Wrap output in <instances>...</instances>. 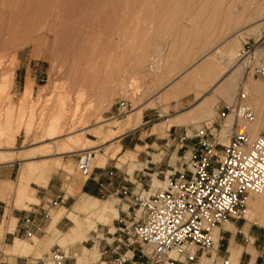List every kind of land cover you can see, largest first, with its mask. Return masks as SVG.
<instances>
[{
    "label": "rangeland",
    "instance_id": "rangeland-1",
    "mask_svg": "<svg viewBox=\"0 0 264 264\" xmlns=\"http://www.w3.org/2000/svg\"><path fill=\"white\" fill-rule=\"evenodd\" d=\"M263 33L264 0H0L3 45H0V81H4L0 90V120L7 106L19 105L27 86L31 87L28 103L33 114L30 133L21 129L12 149L2 145L1 151H14L16 156L12 163L0 164L12 170V180L0 183L6 184L0 186V197L8 206L31 207L32 220L42 218L41 224H34L31 236L25 234L19 241L14 239L12 245L24 244L26 248L17 253L4 245V221L0 222V249L22 255L20 264H48L46 256L55 245L69 253V264L71 256L81 254L83 248L90 255L88 251L97 243L96 233L102 236L104 232L106 237L117 221L109 218L106 225L98 223L87 241L62 242L61 238H66L64 235L74 226L66 241L77 237L88 223L87 212L79 206L91 196L73 195L75 180L85 179L76 169L77 154L84 146V150H92L93 173L101 171L103 166L109 168L106 172L109 178L99 181L104 188L97 183L99 192L91 197L100 205L112 203L118 210L122 200L111 185L114 179L123 184L121 179L125 174L143 169L147 185L151 180L162 182L163 175L179 165L177 157L184 154L179 141L167 137L176 136L184 128L191 130L204 119L202 115L196 125L181 123L170 128L166 121L202 102L221 77L199 88V95L193 87L176 99H169L173 91L177 93L176 85H169L191 70L205 53L215 49L222 56H230L242 40ZM215 61L224 72L230 70L217 58ZM249 80L264 85V76L244 77L243 81ZM240 87L241 84L236 89ZM165 98L169 100L162 102ZM58 99H66L69 107L78 106L77 128L69 136H78L81 141L77 149L74 144L65 147L76 149L71 153L62 150L67 135L53 140L52 145L43 141L44 126ZM124 102L126 107L122 108ZM215 103L216 110L218 102ZM143 106L141 124L130 130L133 114ZM262 106L264 122V103ZM261 131L264 133V128ZM125 134L129 143L122 148L120 139ZM29 161L46 174L38 178L40 172L36 171L24 182L36 201H17L20 170ZM111 170L113 175L109 173ZM49 182L62 189L65 201L53 205L56 198L63 199L57 196L45 198L39 205ZM69 195L73 197L66 199ZM69 213L77 216L76 224L68 219ZM249 218L251 213L245 217L243 213L225 226L230 222L264 225V218ZM12 219L15 218L11 217L8 224L11 230ZM241 227L242 224L236 228ZM54 229L60 233L57 237H51ZM223 235L217 248L208 253L199 252L187 264H223L226 259L232 264L236 256L227 249L228 238L226 233ZM96 252L100 259V250L96 248ZM91 264L104 263L97 260Z\"/></svg>",
    "mask_w": 264,
    "mask_h": 264
},
{
    "label": "built area",
    "instance_id": "built-area-1",
    "mask_svg": "<svg viewBox=\"0 0 264 264\" xmlns=\"http://www.w3.org/2000/svg\"><path fill=\"white\" fill-rule=\"evenodd\" d=\"M233 63L242 67L243 78L264 76V33L242 40ZM255 121L249 94L239 88L231 101H218L213 116L170 137L184 154L163 175V187L153 188L152 180L147 185L143 169L122 176L123 184L114 191L124 205L118 208L117 226L106 237L95 235L104 264H187L199 252L217 248L223 238L219 229L243 216L246 198L264 188V133L251 134ZM76 169L85 178L92 175V150L77 154ZM32 221L24 219L27 225ZM25 234L32 231L26 227ZM46 259L69 264V254L59 245Z\"/></svg>",
    "mask_w": 264,
    "mask_h": 264
},
{
    "label": "bare ground",
    "instance_id": "bare-ground-1",
    "mask_svg": "<svg viewBox=\"0 0 264 264\" xmlns=\"http://www.w3.org/2000/svg\"><path fill=\"white\" fill-rule=\"evenodd\" d=\"M0 45H2V43H0ZM217 52L218 51H215L214 49L212 51L205 53L201 57L199 62L193 65L191 70H187L184 73H182L176 80H174L169 85V87H173V85H176L177 93L175 94V92L173 91L169 98V99L172 98L176 99L185 95L187 93V90L193 87L197 88L195 93L196 95H199L200 94L199 88L205 87L207 86V84L213 83L216 79L221 77V80L212 87L211 94L203 98L202 102H200L196 106L197 109L195 111L191 110L186 114H182V115L179 114L180 115L179 118H175L174 120L168 122L167 124L168 128L173 122L182 121V119H185L192 113L194 114V112L196 111H199L201 116L199 120L194 122V124L199 123L203 115V107H204V112L207 113L208 116L210 114L211 115L215 114L214 109H212V107H209V109H207L208 104H210L211 101L216 100L215 99L216 96L226 97L228 101H231L232 97L234 96V95L232 96V93L235 90H237L236 89L237 86L241 84L242 87L240 88H243V90L249 94L250 101L256 113V121L250 126V132L254 136L259 132H261V130L264 128V122L261 120V111H262L261 107H263L262 105L264 103V85L256 82L255 80L254 81L249 80L247 83H244L242 67L238 64L233 63L234 55L236 51H234L230 56H222L220 55L221 53L218 54ZM214 54H216V56ZM215 58L220 60L224 66L230 67L229 68L230 70L224 72L220 68V66H218V64L216 63ZM153 62L154 61L151 60V63ZM153 66H155V64ZM3 87H4V81H0V90H2ZM30 93H31V87L27 86L24 92L22 93V97L20 99L19 105L17 107H15L14 105L7 106L3 110L2 119L0 120V164L12 163L16 156L14 151H1L2 145H5L4 147H8L12 149L11 147L15 144L16 138L21 132V129L23 130V128H25L27 134L30 133L32 129L33 114L32 111L30 110L31 107H29V103H30L29 98L31 95ZM169 99L165 98L164 100L161 99V101L164 102L165 100H169ZM145 106L139 108L133 114V123L129 127L130 130L136 128L140 123V117ZM77 111H78L77 105H75L74 107L72 106L69 107L66 102V99L65 101L64 99L57 100L55 110L52 112L51 117H49L46 125L44 126L45 129L43 133V137H44L43 141H48L46 145L48 144L52 145L53 140L67 135L68 136V140L66 141L67 144L62 145L63 153L74 152L77 149V147H79L78 145L79 142L81 141L80 138L78 136H74V137L69 136L70 134L75 133L74 131L77 128L76 126ZM42 119L43 118L40 117V121H42ZM2 139L5 140L4 143L2 142L3 144L1 143ZM68 144H74L76 149L74 148H73L74 150H68L70 148L65 149V147H68ZM46 149H48V147ZM84 149L85 146L83 147L82 150ZM36 171L40 172V175L37 176L38 178L41 177L43 174H46V172L41 170L40 167L35 166L31 161L25 162L24 166L21 168L18 178L19 181L18 186L16 187L17 201H22L23 199L30 202L35 201L32 195L33 192L31 188L25 185L24 182L27 180V178L30 175H32ZM44 180H46V178H44ZM152 187L155 188L163 187V182L152 180ZM263 195H264V188L261 191V193L253 196H248L246 198L244 217L248 213L249 206L247 207V199L250 197H257V196L261 197ZM88 201H91V203H89ZM79 207L81 210H85L87 212L88 223L81 230V233L77 237L73 238L69 242L63 241L64 244L87 241V239L91 237L90 232L96 230L95 228L96 225H98V223H102L106 225L108 224L109 218L112 219L116 218L118 213L117 209L113 206L112 203H107L106 205H100L97 199H92V198L88 199ZM68 218L73 223L75 224L77 223V216H75L73 213H70L68 215ZM217 230L218 229L215 230V233ZM51 234L52 237L54 236L57 237L60 233L56 230H51ZM96 248H97V243L94 249H92L91 251L87 250L88 253H90L91 257L93 258V261L97 259ZM25 249L26 248L24 247V244L17 243L14 246V251L22 252L25 251ZM82 251H85V249L83 248Z\"/></svg>",
    "mask_w": 264,
    "mask_h": 264
},
{
    "label": "crops",
    "instance_id": "crops-1",
    "mask_svg": "<svg viewBox=\"0 0 264 264\" xmlns=\"http://www.w3.org/2000/svg\"><path fill=\"white\" fill-rule=\"evenodd\" d=\"M220 98H223L224 100L228 101L226 97L216 96L215 98L216 100L211 101V103L208 104L207 109H209V107H212V109H214L215 101L218 102ZM197 105L187 110H184L182 112H179V114L181 115L186 114L190 112L191 110L195 111L197 109L196 108ZM215 111L216 110L214 109V113ZM179 114L176 115L174 118H170L169 120H167L166 126L168 127L167 125L168 122L174 120L175 118H179L180 117ZM200 116H201L200 112L196 111L194 112V114L192 113L185 119H182V121L173 122L170 125V127L172 125H177L181 123H191L192 125H196L194 124V122L199 120ZM206 118H208V114L204 112V107H203V119L205 120ZM140 124H141V117H140V123L138 124V126ZM127 135L128 134L123 135L120 139L122 148L128 145L127 143H129L127 141V137H128ZM170 137H171V134H169L167 138L171 140ZM174 163L176 164V162ZM107 170H109V168H107L106 166H103L101 171L100 170L95 171L89 178H85L82 180L76 179L75 182L73 183V190H74L73 195L77 194L79 197H82L83 195H87V196L92 197L94 194H98L99 190L97 187V183L100 184L101 182L99 181L104 182L106 181V179L109 178L106 175ZM11 180H12V170L8 166H0V183L9 182ZM113 181L114 182L111 185V187L118 188L120 186L118 181L116 179H114ZM5 185L6 184H0V186H5ZM61 192H62L61 188H57L56 184L49 182L46 187V190L44 191V195H42V201L40 202L39 205L44 203L45 198H56L57 196H63ZM73 195L66 196V199H70L71 197H73ZM91 197H86V199L88 200ZM92 199H96V198H92ZM63 201H65L64 196H63L62 202ZM247 207H248L249 214L251 213V218L249 219H252V218L263 219L264 218V195L261 197L257 196V197L248 198ZM30 208L31 207H29V209H25V208H16L12 205L8 206L5 200H3L0 197V222L4 221V229H5L2 235V239H3L4 245L10 246L13 252H16V253L21 252V251H14V244L12 245L14 239L17 238L15 239V241L16 240L19 241L18 238L21 239L22 237H24L26 227L30 229L31 231H34L33 230L34 224L35 223L41 224L42 218L33 219L30 225H27L24 222L25 218L32 217ZM69 214H67V217ZM11 217L15 218V219H12V221H14L12 230L8 228V224H9ZM241 224H242V227L240 229L236 228ZM241 224L237 225V223L235 222H230L227 226L219 229L220 234L222 236H224L223 235L224 233H226L227 235V238H228L227 249L230 250V252L232 251V253L236 256V259L232 258V264H236V260H237V264H264V225H259V224L255 225L251 222H243ZM74 229H75V226L70 230L69 233L65 234L64 236H66V238L69 239ZM56 231L58 230L56 229ZM66 238L62 237L61 238L62 242L66 241ZM69 241H66V242H69ZM1 242L2 240H0V245H1ZM97 250H98V244H97ZM73 251L78 253L77 248H73ZM13 252L5 253L2 249H0V264H20L21 262H23V256L20 254L13 253ZM71 257H73L72 261H70L71 264H91V263L96 262L97 260H100L101 263H104L102 261L103 258L101 256H100V259H96L93 261V258L91 257V255L85 254L84 251H82V253L79 255H72Z\"/></svg>",
    "mask_w": 264,
    "mask_h": 264
}]
</instances>
